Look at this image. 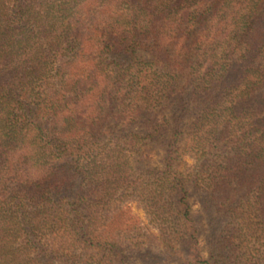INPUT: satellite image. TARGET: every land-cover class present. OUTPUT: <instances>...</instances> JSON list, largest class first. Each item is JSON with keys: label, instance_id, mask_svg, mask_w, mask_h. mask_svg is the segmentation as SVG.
Listing matches in <instances>:
<instances>
[{"label": "trees", "instance_id": "trees-1", "mask_svg": "<svg viewBox=\"0 0 264 264\" xmlns=\"http://www.w3.org/2000/svg\"><path fill=\"white\" fill-rule=\"evenodd\" d=\"M150 146L161 165L134 166ZM127 198L186 244L182 264L253 260L264 0H0V264H127L158 238L114 227Z\"/></svg>", "mask_w": 264, "mask_h": 264}, {"label": "rangeland", "instance_id": "rangeland-1", "mask_svg": "<svg viewBox=\"0 0 264 264\" xmlns=\"http://www.w3.org/2000/svg\"><path fill=\"white\" fill-rule=\"evenodd\" d=\"M163 149L158 147L150 146L144 149L139 157H132L130 161L134 166H137V161L147 167H159L162 163ZM193 164L192 157L190 155L182 156L181 162L179 164V171L186 174L188 168ZM133 180L135 177H132ZM131 178V179H132ZM190 205V216L195 222V227L199 230L200 234L196 237L198 241V249L201 256L206 260L208 258V244H207V231H206V219L201 211V202L199 200L198 194L192 195L189 198ZM119 212L111 213V221L114 223V227L125 226L124 220H127V229L130 225H135L137 222L142 228H145L146 232L149 231L151 234L157 236V241L150 246L146 240L147 248H150V252L146 251V247L143 246L141 251L135 252L134 249L125 252L128 255L126 260L127 264H182L186 261H192L193 253L189 251L188 247L184 243L173 242L174 238L167 237L166 230L161 234V230L165 229L162 222L164 219H156L154 214H152L153 209H149V206L144 202V199L137 200L132 198H127V201L121 203L119 206ZM113 214H116L113 217ZM103 216V215H102ZM254 223H258L257 219H252ZM258 228V227H257ZM115 229V228H114ZM262 229H264L262 227ZM142 234L146 232L143 230ZM147 234V233H146ZM145 234V235H146ZM258 236L261 239H258ZM257 239L259 241H257ZM252 249L254 258L248 264H264V233L263 234H253L252 238ZM150 246V247H149ZM244 264H247L245 261Z\"/></svg>", "mask_w": 264, "mask_h": 264}]
</instances>
